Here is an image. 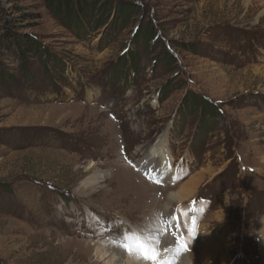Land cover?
<instances>
[{"label": "rangeland", "instance_id": "obj_1", "mask_svg": "<svg viewBox=\"0 0 264 264\" xmlns=\"http://www.w3.org/2000/svg\"><path fill=\"white\" fill-rule=\"evenodd\" d=\"M60 3L0 0V264H264V1Z\"/></svg>", "mask_w": 264, "mask_h": 264}, {"label": "bare ground", "instance_id": "obj_2", "mask_svg": "<svg viewBox=\"0 0 264 264\" xmlns=\"http://www.w3.org/2000/svg\"><path fill=\"white\" fill-rule=\"evenodd\" d=\"M256 1L257 2L261 1L262 2L264 0H256ZM246 3L248 4L249 2H246ZM263 5H264V3L261 4V6H263ZM257 8L258 7L256 6L252 10L257 9ZM243 22H244V20H243ZM158 141H159V143L161 141V144H159ZM156 144L149 151H147L146 156L144 157V159H141L140 163H139V161H137V162L139 163L140 167L144 168L143 171L146 172L147 174H149V177L151 179H153L155 181L156 180L159 181L162 178H167V180L170 181V178H171L170 173H169L170 171H167V169H166V163H167L166 156H165L166 152L163 149L164 147H166V143L164 142V139L159 138V140H157ZM93 167H94V165H90L88 167V169H91ZM103 179H104L103 175L98 174V175H95L90 182H87V184L91 185V186L98 185L100 182L103 181ZM183 193H184L183 191H179L178 193L170 194V197L167 199V203L169 204L170 202L176 201L177 203L181 204L182 201L185 200V198L182 196ZM134 228H137V230L134 229L136 232L138 230H141V227H134ZM138 236L140 237V234ZM141 237H142L141 241L145 245L155 246L156 239L148 238L146 235H143ZM198 240H199V238H198ZM130 247L133 249L132 251L135 253L133 256H138V257H136L135 259L131 258L133 260H129L128 264H153V261H150L148 259H144L143 258L142 254H141V250L139 249V247L132 246V245H130ZM107 248H109V247H107ZM196 248H199V246L197 245ZM98 250H99V253H100L101 257L105 256V254L108 253V252H105V251H109V249L105 250L102 247L99 248ZM160 251H162V250H160ZM114 253H116V254H114ZM120 253L121 252L119 250L111 252V255L113 254V256H112L110 262H113V260H115L116 255L120 254ZM198 253H200V252H198ZM122 254H123V252H122ZM199 257H201V256H199ZM210 257H212V256H210ZM126 258H128V257H126ZM182 260L183 261H181L178 264H195V262H193L192 260H188L187 258H184ZM200 260L202 261L201 263L203 264L205 259L203 257H201ZM207 263H208V261H207Z\"/></svg>", "mask_w": 264, "mask_h": 264}, {"label": "snow or ice", "instance_id": "obj_3", "mask_svg": "<svg viewBox=\"0 0 264 264\" xmlns=\"http://www.w3.org/2000/svg\"><path fill=\"white\" fill-rule=\"evenodd\" d=\"M194 223L195 222H193V224ZM134 239L136 240L144 259L153 261V264H174V260H171V259L161 260L160 259L161 253H160V250H158V248L154 246L145 245L142 241L139 240V237H135ZM124 247L126 250L129 251V253H131L132 248L130 247L129 244H125ZM180 247L186 249V243L180 244ZM164 251L167 252V249H164Z\"/></svg>", "mask_w": 264, "mask_h": 264}, {"label": "trees", "instance_id": "obj_4", "mask_svg": "<svg viewBox=\"0 0 264 264\" xmlns=\"http://www.w3.org/2000/svg\"><path fill=\"white\" fill-rule=\"evenodd\" d=\"M48 2H49V6H51L52 7V5H53V2H54V0H47ZM64 5H62L61 3H60V9L62 10L63 9V7L62 6H66V10H69L68 12H69V15L71 16V12H72V0H64ZM88 9H89V7H88ZM71 11V12H70ZM151 35H152V32H151V30L150 29H148V31H146L145 32V34H144V36H145V38H149V37H151ZM209 106V105H208ZM209 108H212L211 106H209Z\"/></svg>", "mask_w": 264, "mask_h": 264}]
</instances>
